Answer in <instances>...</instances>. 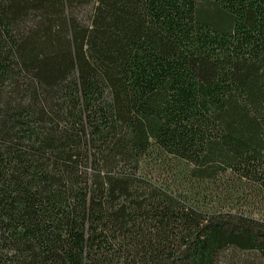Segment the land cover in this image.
Segmentation results:
<instances>
[{
  "label": "trees",
  "instance_id": "trees-1",
  "mask_svg": "<svg viewBox=\"0 0 264 264\" xmlns=\"http://www.w3.org/2000/svg\"><path fill=\"white\" fill-rule=\"evenodd\" d=\"M0 264H264V0H0Z\"/></svg>",
  "mask_w": 264,
  "mask_h": 264
}]
</instances>
